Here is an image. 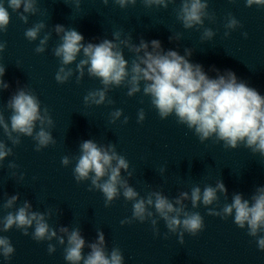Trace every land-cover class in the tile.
<instances>
[{
  "label": "clouds",
  "instance_id": "obj_1",
  "mask_svg": "<svg viewBox=\"0 0 264 264\" xmlns=\"http://www.w3.org/2000/svg\"><path fill=\"white\" fill-rule=\"evenodd\" d=\"M80 0H76L79 5ZM121 9L129 5L135 6L138 0H112ZM0 0V32L6 31L10 23V13L23 11L20 19L28 22V15H35L38 11L37 0ZM107 5L109 0H103ZM146 8H164L175 0H140ZM247 7L253 5L264 7V0H245ZM208 0H180L176 10V18L184 29L201 28L205 19L214 21L215 17L208 11ZM239 21L229 13L224 35L227 37L230 30L239 27ZM47 27L44 22L35 23L28 28L24 35L29 41L39 39L35 48L38 54L44 53L51 39V32H41ZM55 33L60 43L52 50L53 55L60 60L55 80L64 84L74 75L77 83L85 75L98 79L102 85L89 91L84 97L86 105H103L107 101L108 91L112 87L126 86L127 96L132 97L142 91L144 96L150 97L151 105L156 109L161 119L174 115L177 123L185 125L203 143L215 137L217 142H223L225 148L236 149L243 145L253 154L259 153L264 157V96L247 82L238 79L231 70L223 73L213 67L216 77L211 78L201 64L190 62L192 49L185 48L184 55L178 51L167 50L162 47L161 41L153 39L150 42L140 39L139 44L132 42L129 34L121 38L120 31L114 32L112 39L104 38L99 43H85L84 36L75 28H66L57 24ZM215 33L211 28H204L202 40H211ZM247 36V33H244ZM169 37V40H173ZM179 40V35L175 37ZM6 48V42H0V53ZM124 49L133 54V59H125ZM79 57V60H78ZM78 60V62H77ZM75 63V69L69 67ZM6 67L0 65V92L7 90L10 85L4 81ZM143 85V87H141ZM10 115L6 118L0 109V129L13 146L21 143V137H30L35 141V151L47 148L56 141L49 131L53 127V120L45 107L41 110L38 97L25 86L18 87L6 104ZM122 110L117 109L111 115V122L115 123L122 116ZM145 119L144 110L138 112V123ZM128 117H124V123ZM38 127V130H37ZM80 155L76 157L73 168L75 180L90 181L89 191L99 190L105 198V207H108L119 196L132 202V216L122 220L121 225L133 221L144 223L150 221L154 232L158 234V219L165 222L169 233L177 234L179 242L184 243V234L196 236L204 229V218L199 212L189 211L186 201H190L193 209L203 204L208 208L207 214L218 216L221 219L233 217L234 223L240 228H247V234L256 238L257 247L264 251V186L255 188L249 199L242 193H233L231 203L223 207H208L217 204L218 193L228 198V189L222 180H217L215 186L206 185L203 190L199 185L189 191H181L178 196L170 200L161 191H150L145 196L129 184L132 173L129 171L128 160L117 152L116 145L108 143L100 145L96 141L84 140L79 145ZM13 155V148L8 147L0 139V168L2 162ZM71 159L64 156L61 159L63 166L71 164ZM9 168L17 165L9 163ZM127 173V177L122 175ZM163 171V170H162ZM19 194L8 197L3 209H13L0 217V232H8L14 227L22 230L23 235H29L33 229L32 239L40 241L56 240L64 247V259L67 264H124V256L118 247L111 251L106 249L105 234L97 230L94 242L87 243L79 227L69 229L61 226L55 229L50 226L48 219L51 212L34 211L31 202L25 200L16 208ZM154 209V211L152 210ZM90 249L85 255L84 249ZM47 251L52 254L56 246L49 243ZM15 249L7 236L0 235V256L5 260L11 258Z\"/></svg>",
  "mask_w": 264,
  "mask_h": 264
}]
</instances>
